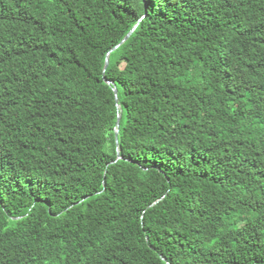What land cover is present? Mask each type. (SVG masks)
<instances>
[{
	"label": "trees",
	"instance_id": "trees-1",
	"mask_svg": "<svg viewBox=\"0 0 264 264\" xmlns=\"http://www.w3.org/2000/svg\"><path fill=\"white\" fill-rule=\"evenodd\" d=\"M0 264H264V0H0Z\"/></svg>",
	"mask_w": 264,
	"mask_h": 264
},
{
	"label": "water",
	"instance_id": "water-1",
	"mask_svg": "<svg viewBox=\"0 0 264 264\" xmlns=\"http://www.w3.org/2000/svg\"><path fill=\"white\" fill-rule=\"evenodd\" d=\"M136 26L132 29V31L130 33H128L125 38L117 45L115 46L107 55V58L105 60V65H104V70H103V73L105 72V70L107 69L108 65H109V54L111 52H113L114 50H116L117 48H119L131 35V33L135 30ZM108 85H110L113 89V92L115 94V100H116V103H117V111H118V115H117V120H116V125H115V129H114V132H115V139H116V143H117V140H118V135H119V126H120V120H121V112H120V106L118 104V99H117V89L115 87V85L112 83V82H109V81H106ZM117 155H118V159H120V156H119V150L117 149Z\"/></svg>",
	"mask_w": 264,
	"mask_h": 264
}]
</instances>
